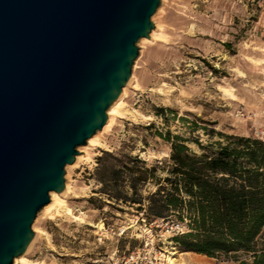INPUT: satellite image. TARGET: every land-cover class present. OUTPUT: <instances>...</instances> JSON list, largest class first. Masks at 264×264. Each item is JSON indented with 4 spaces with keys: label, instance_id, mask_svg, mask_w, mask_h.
<instances>
[{
    "label": "rangeland",
    "instance_id": "obj_1",
    "mask_svg": "<svg viewBox=\"0 0 264 264\" xmlns=\"http://www.w3.org/2000/svg\"><path fill=\"white\" fill-rule=\"evenodd\" d=\"M151 22L160 37L136 44L126 112L98 135L102 146L78 150V164L65 167L72 215L37 213L31 264H234L180 250L172 238L183 228L147 225L136 206L110 201L95 169L103 151L161 165L173 136L196 154L197 143L225 144L216 133L264 143L254 134L264 131V0H160Z\"/></svg>",
    "mask_w": 264,
    "mask_h": 264
},
{
    "label": "water",
    "instance_id": "obj_2",
    "mask_svg": "<svg viewBox=\"0 0 264 264\" xmlns=\"http://www.w3.org/2000/svg\"><path fill=\"white\" fill-rule=\"evenodd\" d=\"M160 0H0V264L107 121Z\"/></svg>",
    "mask_w": 264,
    "mask_h": 264
},
{
    "label": "trees",
    "instance_id": "obj_3",
    "mask_svg": "<svg viewBox=\"0 0 264 264\" xmlns=\"http://www.w3.org/2000/svg\"><path fill=\"white\" fill-rule=\"evenodd\" d=\"M216 135L225 144L197 143L201 154L168 137L171 153L161 165L103 151L95 169L100 193L136 206L147 225L162 220L183 228L172 238L183 252L264 264V143ZM147 184L156 189L143 197Z\"/></svg>",
    "mask_w": 264,
    "mask_h": 264
},
{
    "label": "bare ground",
    "instance_id": "obj_4",
    "mask_svg": "<svg viewBox=\"0 0 264 264\" xmlns=\"http://www.w3.org/2000/svg\"><path fill=\"white\" fill-rule=\"evenodd\" d=\"M158 31H159V27L157 25L156 27H154V30L152 31V33L150 32L149 38L148 39L143 38L142 42L143 41L144 42H150V41L155 40L156 38L158 39V37H160V35L158 34ZM130 85H133V78L132 79L130 78L128 83L123 87L122 93L119 96V98L108 108V110L106 112L107 121H106V124L104 125V127L102 128L101 132L93 135L90 139H88L87 144L85 146L79 147L78 148L79 152L82 151L83 149L87 150L88 148H92L94 146H102L98 141V135L100 133H102L103 131L109 129L112 126V123L114 122V119L116 117H119V116L121 117L126 112L124 110L123 96L125 95V89L127 87H129ZM81 158H82L81 156H76L74 163L71 164L72 166L68 167V165H67V168L73 167L76 164H78V162L80 161ZM85 159L86 160L89 159L87 152H86V158H84V160ZM69 190H70V186H69V184L66 183L65 188L61 193L51 192L49 194V203L41 209V212L45 213L49 216V215H52L54 213L58 214L61 211H63V212H66L68 215L71 216L72 213H71L70 209L68 207H66V204H65V198H66L65 196L69 192ZM76 219H78V218H76ZM37 232H38V230H37ZM30 246H31V244L29 245V247ZM27 250L22 255L15 258L13 260L12 264H31L28 261V259L25 258V254H26ZM172 255H174V253L170 254L169 256H172ZM169 256H168V258H169ZM168 261L170 264H174V259L169 258Z\"/></svg>",
    "mask_w": 264,
    "mask_h": 264
},
{
    "label": "built area",
    "instance_id": "obj_5",
    "mask_svg": "<svg viewBox=\"0 0 264 264\" xmlns=\"http://www.w3.org/2000/svg\"><path fill=\"white\" fill-rule=\"evenodd\" d=\"M260 140L264 141V131H255L254 133ZM124 264H134V259L132 257L126 259L125 263Z\"/></svg>",
    "mask_w": 264,
    "mask_h": 264
}]
</instances>
